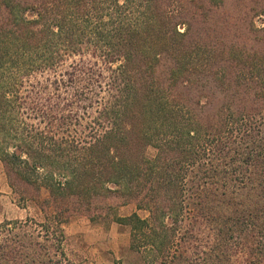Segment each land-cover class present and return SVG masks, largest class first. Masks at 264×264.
Instances as JSON below:
<instances>
[{
  "label": "trees",
  "instance_id": "obj_1",
  "mask_svg": "<svg viewBox=\"0 0 264 264\" xmlns=\"http://www.w3.org/2000/svg\"><path fill=\"white\" fill-rule=\"evenodd\" d=\"M182 3L0 0V159L15 190L18 182L48 189L51 211L36 224L63 256L52 263L47 244L18 233L0 244V264H69L68 199L91 211L112 195L136 206L121 220L137 259L115 264H237L241 251L247 264H264V61L239 55L238 70L255 75L207 77L218 53L202 55L209 47ZM86 51L90 68L76 63L68 72V84L80 85L74 97L51 94L56 80L31 84ZM165 58L174 63L170 77H158ZM25 81L31 89L21 95ZM103 84L106 96L87 97ZM82 103L97 112L88 146L72 134L76 114L65 115Z\"/></svg>",
  "mask_w": 264,
  "mask_h": 264
},
{
  "label": "rangeland",
  "instance_id": "obj_2",
  "mask_svg": "<svg viewBox=\"0 0 264 264\" xmlns=\"http://www.w3.org/2000/svg\"><path fill=\"white\" fill-rule=\"evenodd\" d=\"M171 3L170 10L176 11L175 7L179 8L180 4L176 1ZM182 4L183 7L180 8L182 15L187 14L186 19L189 20L192 30L204 34V38L201 39L209 48L204 49L202 55L208 57L210 53L212 57L218 53L216 58L211 59V62L216 63L212 66L207 77H250L255 75L247 69H245L247 74L243 75L244 72L238 70L240 67H237L238 61L236 60L239 59V55H242L244 58L249 56L254 61L257 59L264 61V0H183ZM187 26L180 24L179 29L184 31ZM207 32L208 34L205 36ZM235 55H238V58L235 59ZM223 60L224 64H233L234 68L229 69L228 74L220 67ZM76 63L81 65L83 63V67L90 68V53L86 51V54L82 56L67 57L56 66L55 71L38 72L33 75L31 84L39 80L43 84L56 80L58 81L57 89L53 90L54 87H52L50 93L55 96L72 98L76 93L81 92L80 85L68 84L71 80V75L68 72L72 71ZM173 66V60L165 58L157 67V76L170 77ZM105 75L103 80L107 81L109 77L106 70ZM29 87H31L30 84L25 81L21 88V95L26 94L31 89ZM95 90L94 88L90 91L89 87L86 90L87 97L90 98V94L95 93L102 97L108 94L106 84H103L102 89ZM56 100L57 98L54 99V101ZM87 103L89 104V100ZM83 104L67 107L65 115L76 114L72 124V134L84 139V145L88 146L90 110L94 113L93 115H96L97 112L90 109V105L83 108L81 106ZM217 104V102L214 103V109L217 108ZM71 109L72 112H70ZM146 153L149 157H153L156 155L157 149L154 146H149ZM0 163V244L5 242L6 236L17 239L18 233L20 236L26 233L27 236H23L26 242L32 240L47 244L49 248L42 250L43 253L46 252V258L52 257V263L60 261L63 256L60 249L58 250V242L54 240V237L47 241L45 228L36 224L44 220L47 211H51L46 201L50 198L48 189L42 188L39 191L29 184L18 182L19 190H15L10 184V178L1 159ZM122 201L123 198L115 195L110 198H99L95 208L90 211V206L87 207L86 204L78 202L76 199H68L67 203L73 209L72 216L68 222L63 224L64 240L62 243L66 263L115 264V260L120 258L128 262L137 259V254L130 250L131 227L121 220V217L135 211L136 206L134 203L122 204ZM139 213L142 216L147 215L146 211H139ZM21 222H27V224L24 225ZM10 242L14 243L12 239ZM15 245L18 243H14ZM38 249V246L34 247L35 251ZM246 257L247 253L244 251L237 253V264H247Z\"/></svg>",
  "mask_w": 264,
  "mask_h": 264
},
{
  "label": "crops",
  "instance_id": "obj_3",
  "mask_svg": "<svg viewBox=\"0 0 264 264\" xmlns=\"http://www.w3.org/2000/svg\"><path fill=\"white\" fill-rule=\"evenodd\" d=\"M1 164V163H0ZM0 171H1V165H0Z\"/></svg>",
  "mask_w": 264,
  "mask_h": 264
}]
</instances>
